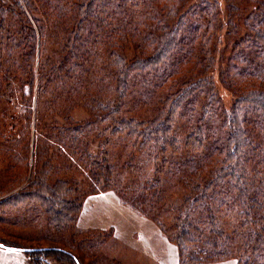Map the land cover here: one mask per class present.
Returning a JSON list of instances; mask_svg holds the SVG:
<instances>
[{"label":"trees","instance_id":"16d2710c","mask_svg":"<svg viewBox=\"0 0 264 264\" xmlns=\"http://www.w3.org/2000/svg\"><path fill=\"white\" fill-rule=\"evenodd\" d=\"M103 192L179 264H264V0H0V244L123 264Z\"/></svg>","mask_w":264,"mask_h":264},{"label":"rangeland","instance_id":"374dc122","mask_svg":"<svg viewBox=\"0 0 264 264\" xmlns=\"http://www.w3.org/2000/svg\"><path fill=\"white\" fill-rule=\"evenodd\" d=\"M224 22H226V20H224ZM228 49H229V39L226 37L225 29H224L223 33H221V36L219 37L216 46L217 65L213 77L217 84V88L219 90L220 95L224 99L226 105L229 106L232 97L230 93H228L221 86L219 81L220 78L219 73L222 66L224 65L225 59L228 54ZM150 222L151 221L141 217L140 215L136 214L127 207L121 206V203L118 200V198L115 196V194L110 192L108 193L103 192L102 194L91 196L86 200L85 208L83 214L81 215V218L79 219L78 227L83 230L89 228L102 229V230L115 228L118 235L114 233L113 239L108 243L109 245L107 246V250H106L107 254L123 264H131L130 262L132 261L131 259L135 257L133 256L131 247L133 246L137 247L140 250H142V252H144V245L148 246V249L150 247L149 245H156L155 248H158L157 246H159V243L151 236L150 225H149ZM117 237H119L121 240L124 241L123 245H120L122 242H120ZM166 243H167V249L165 251V257L168 259V264H179L177 248L175 247V245H172L170 243L168 244L167 240ZM111 245H114L115 249L110 248ZM123 246L126 247L123 249ZM6 251H10V250L6 249ZM142 252H141V257L144 256V253ZM1 255H3L2 252L0 254V264H16L14 260H10V259L4 260L3 257L1 258ZM19 256L21 260H19L20 262H18V264H29L28 259L23 252H19ZM154 256L156 257L155 258L151 257V263L158 264L157 263L158 254H154ZM148 259L149 258L147 257L145 263L150 261ZM215 264H237V263L236 261L231 260V261H223Z\"/></svg>","mask_w":264,"mask_h":264},{"label":"crops","instance_id":"0c3cea01","mask_svg":"<svg viewBox=\"0 0 264 264\" xmlns=\"http://www.w3.org/2000/svg\"><path fill=\"white\" fill-rule=\"evenodd\" d=\"M150 223H149V225H150L151 236H152L153 239H155L159 243V246H157L158 248H155L156 245H149L151 248L149 247V249H148V246L144 245V252H142V250H140L137 247H134V246L131 247L133 256H135L133 259H131L132 260V261H130L131 264H152L151 263V257L152 258H155L156 257V256H154V254H158V257H157V263L158 264H168V259L165 257V251L167 249L166 240H165V238L163 236H161L162 234L159 233L160 231L156 228V226L153 225V223H151V224ZM111 229H114L115 230V228H111ZM114 233H116V235H118V233L116 232V230H115ZM117 238H118V240L120 242H122L120 245H123L124 244L123 243L124 241L121 240L119 237H117ZM125 247L126 246H123V249ZM110 248L115 249L114 248V245H111ZM1 252L3 254V255H1V258L3 257L4 260H9V259L10 260H14L16 264H18V262H20L19 260H21L20 259V256L21 255L19 256V252H14L13 253L12 251H6V249L0 248V254H1ZM141 252L144 253V256L143 257H141ZM147 257L149 258L148 260H150V261L147 262V263H145L146 260H147Z\"/></svg>","mask_w":264,"mask_h":264},{"label":"water","instance_id":"95a60500","mask_svg":"<svg viewBox=\"0 0 264 264\" xmlns=\"http://www.w3.org/2000/svg\"><path fill=\"white\" fill-rule=\"evenodd\" d=\"M0 248H2V249H8V250H10V251H12V252H25V251H29V252H31L32 250H20V249H14V248H5L3 245H1L0 244Z\"/></svg>","mask_w":264,"mask_h":264}]
</instances>
